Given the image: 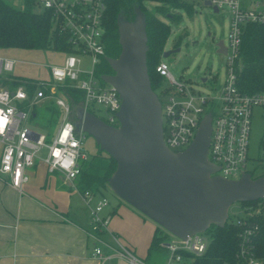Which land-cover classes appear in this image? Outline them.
Returning a JSON list of instances; mask_svg holds the SVG:
<instances>
[{
    "label": "built area",
    "instance_id": "obj_1",
    "mask_svg": "<svg viewBox=\"0 0 264 264\" xmlns=\"http://www.w3.org/2000/svg\"><path fill=\"white\" fill-rule=\"evenodd\" d=\"M29 1L36 10L50 14L53 28L67 35L74 50L61 52L65 55L62 63L48 66L51 76L49 80L13 74L19 60L0 55V79L20 82L14 89L0 84V141L3 145L0 175L8 177L10 184L19 190L29 181L28 170L38 160L46 164L49 172H60L69 181H74L80 170V160L88 157L83 146L86 133L76 129L71 119L72 107L64 95L58 92V84L69 81L82 89L84 111H88L91 106H102L104 111L101 114L111 125L117 126L119 123L117 112L121 106V97L116 88L102 82L95 75L97 64L105 56L103 39L106 0ZM198 1L204 4L209 1V6L218 8L216 12L224 7L230 10L228 36L222 39L226 53L220 52L227 58L225 78L215 93L202 94L191 84L178 81L165 60L158 63L156 71L164 78L157 93L162 103L165 143L173 151L186 149L195 139L202 119L210 114L212 130L209 157L219 166L216 173L227 179H239L246 172L257 177L259 173L255 174V168L249 167L250 136L254 109L264 108V90L244 93L239 89L237 80L238 69L242 67L240 51L244 26L248 23H264V0ZM216 47L218 49L219 46ZM85 57L90 59V67H86ZM204 77L206 79L203 82L211 78ZM29 80L36 81L38 85L32 95L27 88ZM48 99L54 100L60 109L61 118L57 130L50 137L45 132L23 125L29 117L37 115L35 106ZM94 196L88 191L83 194L86 203L90 205L91 229L98 233L108 225L109 215H104L103 210L110 205V201L102 195L92 205ZM263 207L264 198L258 202L255 211L259 212ZM248 231L250 233L251 230ZM113 239L119 244V255L129 264H150L133 249L122 244L115 235ZM209 242L210 237L206 232L195 233L185 239L173 235L165 244L169 254L162 264H178L183 261L180 251L201 255L207 250ZM93 256L99 259L100 264H106L109 258L99 246L94 248ZM240 256L244 260L242 264H263L246 251L243 243Z\"/></svg>",
    "mask_w": 264,
    "mask_h": 264
},
{
    "label": "water",
    "instance_id": "obj_2",
    "mask_svg": "<svg viewBox=\"0 0 264 264\" xmlns=\"http://www.w3.org/2000/svg\"><path fill=\"white\" fill-rule=\"evenodd\" d=\"M118 31L121 52L106 57L114 72L101 78L121 97L119 126L82 108L76 129L92 136L116 160L108 179L113 192L172 235L185 239L211 225L224 226L232 204L264 198V175L246 172L227 179L216 173L219 166L209 157L210 114L186 149L171 150L163 136L162 103L149 76L144 13L137 10L133 21L119 15ZM216 45L226 53L222 39ZM178 51L180 47L165 50L162 56Z\"/></svg>",
    "mask_w": 264,
    "mask_h": 264
},
{
    "label": "trees",
    "instance_id": "obj_3",
    "mask_svg": "<svg viewBox=\"0 0 264 264\" xmlns=\"http://www.w3.org/2000/svg\"><path fill=\"white\" fill-rule=\"evenodd\" d=\"M148 1L155 2L153 8L148 6ZM137 10L145 15L149 46L147 51L149 76L153 89L158 92L164 83V78L156 71V66L163 60L162 54L171 35V23L181 21L180 11L192 16L196 11L195 2L193 0H106L103 39L105 56L95 68V75L102 82H104L101 78L103 74L114 72L106 57H118L122 48L119 42L118 17L122 15L127 20L133 21ZM179 41L176 42L175 47L180 45ZM10 49L58 52L74 50L67 35L53 28L49 13L36 10L29 0H26L23 8H17L5 0H0V50ZM240 62L242 67L238 69L237 80L239 89L244 93L263 91L264 23H248L244 26ZM19 83L5 78L0 79L2 86L11 89L16 88ZM37 87L36 81L27 82L30 95L34 94ZM57 90L69 101L72 107L71 119L78 123V112L83 108L84 91L69 81L58 84ZM46 101V106L51 112V120L54 122L60 116V109L53 99ZM87 110L106 120L98 107L91 106ZM116 125L119 126V123ZM88 136L90 135L86 133V137ZM259 144L264 150V131ZM79 166V173L73 181L78 191L81 194L88 191L94 195L99 193L104 195V191L109 186L108 179L116 169V160L97 144V150L88 154L87 158L81 159ZM261 175H264V172L258 176ZM260 200L240 202L242 206L253 207L252 212L246 209L245 214L239 219L230 216L224 226L211 225L206 231L210 237L207 250L201 255L180 251L183 261L178 264H242L244 262L240 256L242 243L246 251L264 264V207L259 212L255 211ZM120 201L124 202L122 199ZM115 212L116 208L110 214ZM248 230H251L250 233ZM172 237L171 233L157 225L147 255L143 258L150 264H162L163 259L169 254L165 244Z\"/></svg>",
    "mask_w": 264,
    "mask_h": 264
},
{
    "label": "crops",
    "instance_id": "obj_4",
    "mask_svg": "<svg viewBox=\"0 0 264 264\" xmlns=\"http://www.w3.org/2000/svg\"><path fill=\"white\" fill-rule=\"evenodd\" d=\"M2 148L0 141V156ZM28 173L22 190L0 175V264H100L93 256L96 246L109 256L106 264H129L113 235L138 256L147 255L155 230L152 219L116 200L103 210L109 215L107 227L95 233L90 205L73 181L49 172L41 160Z\"/></svg>",
    "mask_w": 264,
    "mask_h": 264
},
{
    "label": "rangeland",
    "instance_id": "obj_5",
    "mask_svg": "<svg viewBox=\"0 0 264 264\" xmlns=\"http://www.w3.org/2000/svg\"><path fill=\"white\" fill-rule=\"evenodd\" d=\"M7 3L23 8L26 0H5ZM196 11L192 16L186 12L180 11L182 19L180 22L171 23L172 30L167 40L165 50L175 48V44L180 40V51L174 52L167 57H163L169 66L170 71L178 81L191 84L196 91L204 93H215L225 78L227 58L224 54L217 51L216 43L218 39H227L229 32L230 10L226 7L220 12H215L213 8L204 3L193 0ZM155 2L148 1V6L153 8ZM164 18V17H162ZM212 34L209 35L208 33ZM0 55L14 57L19 60L12 72L26 77H36L49 80L50 65L61 64L65 55L55 50H28V49H10L0 50ZM86 67H90V59L85 57ZM204 76H211L208 81L203 82ZM161 99H164L160 95ZM46 100L35 106L37 115L29 117L23 122L36 131L45 132L49 137L55 133L60 123V116L52 122L51 112L46 106ZM104 111L102 106H97ZM264 131V108L256 107L254 109L250 136L249 149V167L255 168V174L264 172V150L260 148V138ZM84 150L90 154L97 150V144L92 136L86 137L84 141ZM45 153V150L42 151ZM111 204L120 200L110 186L104 191ZM102 195L96 194L92 205L101 199ZM125 202V201H124ZM126 203V202H125ZM129 205V204H128ZM106 206L104 209H107ZM246 209L251 211L250 206H242L240 202L231 205L229 214L231 218L237 219L245 214ZM144 215V214H143ZM145 216V215H144ZM147 219L149 217L145 216ZM151 220V219H150ZM153 221V220H151ZM155 228L158 225L153 221Z\"/></svg>",
    "mask_w": 264,
    "mask_h": 264
},
{
    "label": "flooded vegetation",
    "instance_id": "obj_6",
    "mask_svg": "<svg viewBox=\"0 0 264 264\" xmlns=\"http://www.w3.org/2000/svg\"><path fill=\"white\" fill-rule=\"evenodd\" d=\"M209 34V33H208ZM212 33L210 32V34L209 35H211ZM177 47H179V46H177ZM177 47H175V48H177ZM174 49V48H173ZM204 78V77H203Z\"/></svg>",
    "mask_w": 264,
    "mask_h": 264
}]
</instances>
